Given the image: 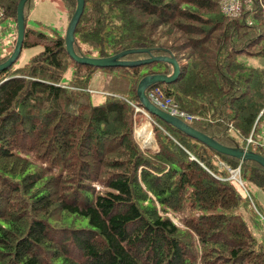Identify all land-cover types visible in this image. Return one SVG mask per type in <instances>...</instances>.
<instances>
[{"label":"trees","instance_id":"trees-1","mask_svg":"<svg viewBox=\"0 0 264 264\" xmlns=\"http://www.w3.org/2000/svg\"><path fill=\"white\" fill-rule=\"evenodd\" d=\"M18 1L0 0V22H16ZM61 1L69 22L76 1ZM34 6H24L22 48L41 50L0 71V264H264V214L219 163L240 165L241 178L263 192L264 168L153 115L157 147H141L138 83L171 74L172 65L79 64L64 34L26 26ZM73 47L92 57L168 50L179 74L146 94L158 88L195 117L186 122L194 129L264 157V68L238 58L264 57V0H250L237 18L221 12L220 0H85ZM96 73L103 100L94 104Z\"/></svg>","mask_w":264,"mask_h":264},{"label":"water","instance_id":"water-1","mask_svg":"<svg viewBox=\"0 0 264 264\" xmlns=\"http://www.w3.org/2000/svg\"><path fill=\"white\" fill-rule=\"evenodd\" d=\"M28 0H19L16 8V40L13 47L12 53L9 57L2 63H0V71L9 68L19 57L21 49H22V42L24 39V31H25V21H24V6ZM76 7L75 10L67 24V28L64 34L65 40V47L67 54L70 58L79 63L84 65H90L97 68H106V67H116V66H138L146 63H150L153 61H164L172 65V73L169 75L166 74H148L144 76L137 86V96L139 99V103L141 104L142 108L145 109L149 114L156 116L161 121L174 126L175 128L179 129L180 131L184 132L188 136L200 141L201 143L207 145L208 147L212 148L213 150L221 153L233 156L235 158L242 160H253L259 163L264 168V157L260 154H257L249 149L239 148V147H228L221 143H219L215 138L210 137L196 129L192 126L187 124L185 121L181 120L180 118L173 116L160 108L154 105L148 98L146 94V89L156 83H170L175 80L177 75L180 71V66L175 59V57L166 50L167 54L162 55H154L152 54L150 49L145 48H135V49H127L116 53L111 56L107 57H92V56H82L78 55L73 47L74 43V32L76 25L80 19V16L83 12L85 0H75ZM147 53L148 57L145 59L139 60H124L122 57L129 53Z\"/></svg>","mask_w":264,"mask_h":264},{"label":"rangeland","instance_id":"rangeland-1","mask_svg":"<svg viewBox=\"0 0 264 264\" xmlns=\"http://www.w3.org/2000/svg\"><path fill=\"white\" fill-rule=\"evenodd\" d=\"M35 6L30 13L29 18L26 21V26L36 30L42 31L46 34L51 32L65 34L68 17L66 15V9L61 0H34ZM32 5L29 4L28 6ZM15 21L12 19H5L0 22V55L11 54L13 51L14 43L16 40V30L14 25ZM52 34V33H51ZM34 35L31 33L29 39H34ZM41 50V45H36L34 47H24L22 48L19 57L14 62L13 67H19L28 62V60ZM239 60L245 64L253 67L264 68V57L251 56V55H239ZM72 66H69L64 71L61 83H68L72 77ZM101 76L96 73L89 83V87L93 93L90 95V100L92 103L97 104L103 100V95L98 94L99 89H102ZM135 130L134 134L141 147L155 149L157 147L152 122L146 117L145 114L140 113L135 117ZM151 122V123H150ZM145 124H148L150 137L147 139L142 138V132ZM142 128V129H141ZM139 133H137V131ZM229 177V176H228ZM245 188L251 193L254 203H256L264 214V192L258 186L244 182ZM240 191L244 193L242 188ZM172 219L178 225H181L180 215H171ZM180 218V219H179Z\"/></svg>","mask_w":264,"mask_h":264},{"label":"built area","instance_id":"built-area-1","mask_svg":"<svg viewBox=\"0 0 264 264\" xmlns=\"http://www.w3.org/2000/svg\"><path fill=\"white\" fill-rule=\"evenodd\" d=\"M249 1L250 0H220V10L226 16L230 18H236L241 14L245 4L247 5ZM0 14H1V8H0ZM248 23L251 24V21H249ZM148 97L154 105H156L160 109L166 111L167 113L173 116L183 119L184 121L190 122L195 118L192 114L184 110H181L179 106L177 105V103H175L172 98L168 96H164L158 88L150 92ZM134 107L136 111L143 112L150 121L157 124L154 121V119L148 113H146L143 109H141L140 107L136 105H134ZM252 141L253 140L251 136H249L247 138V145L250 144ZM219 165L221 167H225V169L229 173V177H227V179H233L234 181H236V183L244 190L247 197L253 204L252 198L249 192L247 191V189L245 188L244 182L241 178L240 165L234 168L224 165L223 162H220Z\"/></svg>","mask_w":264,"mask_h":264},{"label":"bare ground","instance_id":"bare-ground-1","mask_svg":"<svg viewBox=\"0 0 264 264\" xmlns=\"http://www.w3.org/2000/svg\"><path fill=\"white\" fill-rule=\"evenodd\" d=\"M145 125H146V126L144 127L143 132H142V136H143L142 138L148 140V138L150 137V136H149V135H150L149 127H147L148 124H145ZM141 129H142V128H141ZM141 129H139V130L137 131V133H139V131H140Z\"/></svg>","mask_w":264,"mask_h":264}]
</instances>
